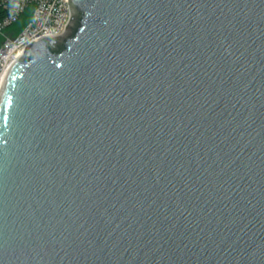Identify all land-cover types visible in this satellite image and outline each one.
<instances>
[{"label":"water","instance_id":"water-1","mask_svg":"<svg viewBox=\"0 0 264 264\" xmlns=\"http://www.w3.org/2000/svg\"><path fill=\"white\" fill-rule=\"evenodd\" d=\"M0 85V264H264V0H68Z\"/></svg>","mask_w":264,"mask_h":264},{"label":"built area","instance_id":"built-area-1","mask_svg":"<svg viewBox=\"0 0 264 264\" xmlns=\"http://www.w3.org/2000/svg\"><path fill=\"white\" fill-rule=\"evenodd\" d=\"M71 17L68 0H0V85L10 64L34 39L61 34ZM24 21L21 29L16 25ZM8 30V32H6Z\"/></svg>","mask_w":264,"mask_h":264},{"label":"trees","instance_id":"trees-1","mask_svg":"<svg viewBox=\"0 0 264 264\" xmlns=\"http://www.w3.org/2000/svg\"><path fill=\"white\" fill-rule=\"evenodd\" d=\"M23 25H24V21L20 22V23H19L18 25H16V26H17L18 29H21Z\"/></svg>","mask_w":264,"mask_h":264},{"label":"rangeland","instance_id":"rangeland-1","mask_svg":"<svg viewBox=\"0 0 264 264\" xmlns=\"http://www.w3.org/2000/svg\"><path fill=\"white\" fill-rule=\"evenodd\" d=\"M6 32H8V30H7ZM8 33H9V32H8ZM3 39H4V35H3V34H0V45H1V43L3 42Z\"/></svg>","mask_w":264,"mask_h":264}]
</instances>
